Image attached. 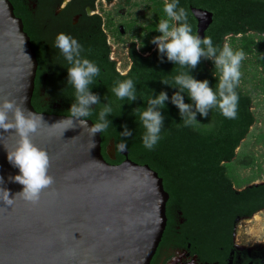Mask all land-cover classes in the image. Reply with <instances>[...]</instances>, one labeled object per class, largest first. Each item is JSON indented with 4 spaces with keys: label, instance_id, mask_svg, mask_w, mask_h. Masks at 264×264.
Instances as JSON below:
<instances>
[{
    "label": "water",
    "instance_id": "1",
    "mask_svg": "<svg viewBox=\"0 0 264 264\" xmlns=\"http://www.w3.org/2000/svg\"><path fill=\"white\" fill-rule=\"evenodd\" d=\"M191 9L203 38L213 12ZM38 67L23 19L11 0H0V101H23L41 115L31 141L48 153L54 178L35 204L17 195L23 185L11 179L19 169L8 161L7 149H14L19 137L0 130V188L14 200L11 205L0 200V264H150L167 224L170 194L163 178L149 164L129 158L128 150L121 152L123 161L110 163L101 133L92 137L76 121L63 133L58 122L68 115L38 111L32 103ZM88 119L91 127L94 121ZM115 145L108 144L109 156Z\"/></svg>",
    "mask_w": 264,
    "mask_h": 264
},
{
    "label": "trees",
    "instance_id": "2",
    "mask_svg": "<svg viewBox=\"0 0 264 264\" xmlns=\"http://www.w3.org/2000/svg\"><path fill=\"white\" fill-rule=\"evenodd\" d=\"M11 1L15 6V13L25 17V7L21 1ZM157 2L158 8L155 12L158 11L159 14L157 21L152 23V28L150 27L149 41L160 35L156 32L158 23L162 18H167L163 12L165 0H157ZM179 6L187 10L194 34H197L198 21L191 6L213 12V21L205 31V36H210L216 46L222 47L226 35L232 34L231 39L242 40L241 49L251 52L254 37L250 30L264 32V0H179ZM231 47L233 48L232 45ZM233 49L236 50L235 47ZM82 56L95 62L100 68L96 84L90 89L94 94L99 95L100 104L92 106L93 115L89 118L95 123L101 107L105 103H112L113 112L107 117L112 125L101 133L103 154L110 163H120L125 156L117 150V158L111 159L106 151L107 144L111 140L115 141V144L121 140L125 141L128 145L129 158L141 164L147 163L156 170L163 178L166 190L168 189L172 195L181 193L194 196L198 209L201 212H210L214 220L225 218L230 221L243 206L250 205L249 212L264 206V184L249 187L241 192L233 188L234 183H241L237 177V168L249 164L236 154V149L257 121L256 115L250 108L252 96L245 92L240 84L236 89L239 96L236 119H227L218 109L213 108L207 117L197 113L196 118L199 122L197 126L185 127L179 109L171 103V96L178 91V88L161 83L163 79H168L171 83L172 77L179 74L181 69L178 65L169 62L166 56L161 62V54L157 47L146 56L133 50L130 53L132 64L126 73L118 71L115 64L108 61L102 53H82ZM37 57L40 65L32 103L38 111H42L36 98L39 78L47 69V59L45 53H37ZM52 61L57 85L51 87L50 92L55 99L61 101V106L55 113L69 115L68 110L74 102V89L67 85L69 65L61 53L55 54ZM262 65L264 66V56ZM190 74L197 80L207 79L210 87L215 89L217 78L214 76L213 61L202 58L200 64L191 70ZM129 78L135 83L138 97L130 104L126 99L118 100L111 92L115 81ZM243 79H246L245 73L242 74L240 82ZM161 91L169 96L166 107L161 110L164 126L157 145L153 150H148L142 143L145 130L140 125L138 116L133 113V109L146 108L147 97L152 96L153 93L159 94ZM182 95L185 103H192L186 93ZM125 124L132 131L130 137L119 135L124 130L122 125Z\"/></svg>",
    "mask_w": 264,
    "mask_h": 264
},
{
    "label": "clouds",
    "instance_id": "3",
    "mask_svg": "<svg viewBox=\"0 0 264 264\" xmlns=\"http://www.w3.org/2000/svg\"><path fill=\"white\" fill-rule=\"evenodd\" d=\"M163 12L166 19H161L156 32L160 35L153 37L151 43L157 46L161 54V62L164 56L169 62L178 65L179 74L171 79L161 80V83L173 88H178L171 96V103L179 109L183 126L195 127L199 124L197 113L207 117L209 111L216 108L227 119H236L238 112L239 96L236 92L242 77L241 66L246 59L245 52L234 50L228 43L222 47L216 46L210 36H201L193 33L189 23V14L184 7L179 6V0H165ZM66 63L67 85L74 89V102L68 110L67 118L58 122L63 125V133L78 125L87 129L93 137L96 133L105 132L111 124L107 118L113 112L112 103H105L98 114V120L91 127L88 126V118L93 115V105L100 104V97L90 89L96 84V78L100 75V68L93 61L82 56V45L71 35L59 33L55 37L54 45ZM214 62L215 77L217 83L215 89L210 87L209 81L197 80L190 71L195 69L201 59ZM184 69H187L186 71ZM111 92L118 100H127L129 104L137 97L135 83L132 79L115 81ZM186 93L192 103H185ZM169 96L161 91L147 97V107L133 109L138 116L139 123L145 130L142 136L144 148L153 150L160 140V132L164 126V116L161 110L166 107ZM25 102L18 104L15 100L4 99L0 101V130H14L19 137L16 147L7 149V159L16 168L19 174L11 179L23 185V191L17 195L26 202L35 204L40 199L41 192L54 183V178L49 175L50 158L48 153L34 145L31 136L42 125V117L24 107ZM122 108V105H121ZM55 123L52 126H55ZM121 137L132 136L128 126L122 125ZM120 152L127 150L128 145L121 140L116 144ZM3 178L0 177V184ZM3 191V200L11 205L13 199L9 198V192Z\"/></svg>",
    "mask_w": 264,
    "mask_h": 264
},
{
    "label": "flooded vegetation",
    "instance_id": "4",
    "mask_svg": "<svg viewBox=\"0 0 264 264\" xmlns=\"http://www.w3.org/2000/svg\"><path fill=\"white\" fill-rule=\"evenodd\" d=\"M20 1L26 14L25 17L16 15L23 19L36 52L45 53L47 59V69L39 78L36 98L41 112L55 113L61 106V101L55 99L50 92V88L57 85L52 61V57L60 53L53 46L57 34L71 35L82 45V53H102L115 66L116 59L112 53L125 51L131 59L130 53L133 50L143 53L140 45L143 48L147 46L148 25L144 21L139 23L138 18L127 16L128 8L136 6V0ZM250 32L264 36V32ZM131 34L137 35L133 38ZM230 36L232 34L226 35L228 38ZM225 42L231 46V42ZM156 47L155 45L150 53ZM118 48L120 50L117 52ZM250 108L253 111L252 105ZM242 142L237 147L240 151H236V154L249 164L241 167L246 172L239 178L243 184L239 187L236 183L233 184L238 192L264 184V172L259 173L262 169L259 159L264 160V155L242 147ZM112 155L111 159L115 160L116 145ZM246 170L251 173L247 174ZM168 192L167 224L150 264H264V239L255 240L252 244L243 243L237 234L238 225L253 218L256 213L263 212L264 206L253 212L248 211L250 205L243 206L230 221L225 218L214 220L210 212L198 209L194 196L181 193L172 195L169 190Z\"/></svg>",
    "mask_w": 264,
    "mask_h": 264
},
{
    "label": "rangeland",
    "instance_id": "5",
    "mask_svg": "<svg viewBox=\"0 0 264 264\" xmlns=\"http://www.w3.org/2000/svg\"><path fill=\"white\" fill-rule=\"evenodd\" d=\"M124 1L125 0H120ZM133 1V0H131ZM158 8L157 0H136V6L128 8V17L132 19L138 18L139 23L143 21L148 25V40L147 46L143 48L140 45V50L143 52V55H149L150 52L155 47L154 44L149 41V33L151 32V25L155 21H157V15L159 12H155V9ZM127 10V9H126ZM146 15V16H145ZM143 17V18H142ZM164 19V18H162ZM151 27V28H150ZM137 34H131L133 38L136 37ZM254 44L252 45V51H245L246 59L242 62L241 72L245 73L246 79H243L241 83V88L250 93L252 96V109L254 114L257 117L256 123L251 126L249 134L242 142L243 146L250 151H256L262 155H264V66L262 65V58L264 55V36L258 33H253ZM228 40L225 41L232 42L231 45L236 50H241V39L236 40L238 38L231 39L226 37ZM227 43V42H225ZM120 49L118 48L116 51L118 52ZM150 50V51H147ZM112 53L114 59H116V66L118 67L122 73H126L131 66V59L128 53ZM249 52V53H248ZM240 151V148L236 150ZM264 157V156H263ZM236 160V158L234 159ZM261 162L260 171L264 172V160L259 159ZM247 174L251 173L250 170H246ZM249 172V173H248ZM244 169L241 167L237 168V177L241 179V177L245 174ZM264 174V173H263ZM242 183L236 182L237 187L241 186ZM237 234L238 237L241 238L243 243H255V240H263L264 239V211L260 213H256L253 218L246 219L244 223L238 225Z\"/></svg>",
    "mask_w": 264,
    "mask_h": 264
}]
</instances>
